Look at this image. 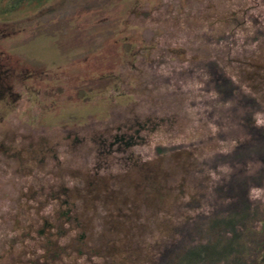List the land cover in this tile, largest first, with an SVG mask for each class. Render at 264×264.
<instances>
[{
    "label": "rangeland",
    "instance_id": "rangeland-1",
    "mask_svg": "<svg viewBox=\"0 0 264 264\" xmlns=\"http://www.w3.org/2000/svg\"><path fill=\"white\" fill-rule=\"evenodd\" d=\"M250 15L264 0H0V264H146L194 160L234 144L210 139L200 83L157 73L217 58L264 103V38L206 42Z\"/></svg>",
    "mask_w": 264,
    "mask_h": 264
},
{
    "label": "trees",
    "instance_id": "trees-1",
    "mask_svg": "<svg viewBox=\"0 0 264 264\" xmlns=\"http://www.w3.org/2000/svg\"><path fill=\"white\" fill-rule=\"evenodd\" d=\"M253 30L206 34V42L251 46L264 38V17L250 15ZM154 59H150L151 64ZM150 64V63H149ZM159 82L182 90L200 83L209 95L201 100L205 119L216 126L210 139L232 141L228 151L194 160L188 172L192 190L176 202L175 222L152 245L146 264H257L264 257V200L252 196L264 188V124L257 115L264 103L239 82L217 58L194 57ZM157 144L155 155L185 148ZM21 235H17L19 239Z\"/></svg>",
    "mask_w": 264,
    "mask_h": 264
}]
</instances>
